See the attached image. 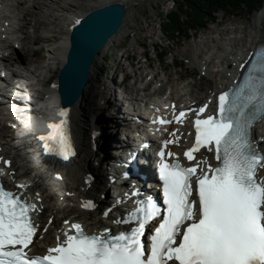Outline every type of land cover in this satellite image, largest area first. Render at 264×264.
<instances>
[{
    "label": "snow or ice",
    "instance_id": "obj_1",
    "mask_svg": "<svg viewBox=\"0 0 264 264\" xmlns=\"http://www.w3.org/2000/svg\"><path fill=\"white\" fill-rule=\"evenodd\" d=\"M206 107L196 111L194 142L183 152L194 165L184 166L171 151L167 157L173 159L165 158L167 146L179 143L176 133H170L174 139L163 141L158 153L164 207L150 196L135 201L132 210L114 221L133 225L125 231L112 234L106 228L99 234L88 233L72 223L45 255L30 257L26 250L37 233L32 213L38 206L22 192L0 185V264H264V176L259 175L264 153L251 134L256 121L264 117V48L255 54L244 83L218 96L216 114L203 116ZM58 115L61 119L49 122V132L38 139L45 154L67 161L75 155L67 111L60 109ZM185 117V111L177 115L173 110L171 120L158 117L154 123L182 124ZM201 149L214 151L218 164L197 160L195 154ZM82 207L91 210L96 205L88 200ZM157 218L159 223L145 244L146 228Z\"/></svg>",
    "mask_w": 264,
    "mask_h": 264
},
{
    "label": "bare ground",
    "instance_id": "obj_2",
    "mask_svg": "<svg viewBox=\"0 0 264 264\" xmlns=\"http://www.w3.org/2000/svg\"><path fill=\"white\" fill-rule=\"evenodd\" d=\"M82 1L86 2L87 4L84 5ZM111 2L119 3L123 7L134 5V0H98V3L95 0H0V45H2L0 47V60L3 63H6L5 65L11 66L16 63V60H13L11 58L12 53H8V49H13L16 45L18 46L19 44H21V46H19V48H21L22 43L25 44V46L28 44H35V46L37 47L41 46L40 50H42V52L44 53V61L42 65L46 64L44 67L46 69L41 76V80L43 82L44 80L48 79V76L50 75V71L49 69L47 70V67H50L53 64H59L63 58L64 51L67 47L66 37L70 24L74 23V21L77 20L84 12ZM80 6H83V8L80 9ZM58 11L60 12V14L56 13ZM259 11L260 13L257 12L258 15L253 17L254 31L249 30L248 32H246V28L240 26L241 32L244 33V38L241 35L243 39H240L244 42L243 45L241 47H238V45L237 47L230 48V51L227 52L226 56H224L223 52L221 56H218V59H220V61L223 58L225 63L228 64V72L227 75H224L223 70H221L222 76L218 75L221 81L217 83L215 90L207 93L205 99L209 98L210 94L213 95L223 86L232 81L234 72H236V69L240 65L241 60H243L247 52L254 44H256V42L264 44V7H262V9H260ZM124 16L126 15H123L121 25H119L116 33L113 34L109 39H107L103 46L98 49V52L92 58L87 67L84 66L79 72L78 76L74 80L69 82L64 89L60 90L58 93H56V91L54 90V93L50 96V98L44 102L50 115H52V120L54 122H58L61 119V117L58 115V110H66L67 126L69 123L73 128L74 139L76 143L71 144L73 146L75 155L71 156L67 161L58 156H53V163L59 171H62L64 173L66 181L68 182L69 189L73 191V195L75 196V199L70 200V202L74 203L77 208L75 207L72 210H70L69 207L63 210L57 209L56 212L60 214L57 215L52 209L53 207L51 206V202L52 200L54 201V199L52 198V195L49 194V192L47 193L45 191H42L40 195L42 198L41 203H37V196L32 195L34 190L40 191V188L38 186L32 189L30 188L28 191L29 195L25 193V195L30 196L38 206V211H35L34 213V219L36 225L38 226V234L37 236H35L31 250H29V252L32 254L35 253L37 255H40L41 253H43L44 247L42 246L44 245L50 247L53 246L55 241L54 236L60 235L63 229L62 224L59 223L61 219H65L67 216H70L71 219H79V221L82 222L83 226L89 231H104L105 228L112 227L115 224L114 221L122 218L124 210L129 204V201L123 200V198L117 202V205L112 204L113 201L111 200V195H109L108 190L109 186H107L108 180L106 177V172L99 173L96 168L92 167V165L87 162L88 157L97 159V153L98 155L100 154V159L102 155V161L107 159L109 156L111 157L112 155L109 154L106 149H113L112 152L118 150V147H116V145L120 140L119 136H125L127 139V133L132 132L134 128H137V126L133 122L134 118L139 119L137 118L139 117L137 111L139 110L141 104L145 101V98L153 95L151 93H146V86L148 84H151L157 78L155 74L152 78H149L144 83L143 87H139V84H141L145 79V69L151 68V63L147 62L146 67L141 65V63H138L139 66L136 67L135 72L133 74H127V78L132 75L135 81L131 85H127L124 89V93L122 92L118 110H115L114 103H112V94L111 97H109V91L111 89L113 90L115 86L114 83H109L108 86L103 87L98 92L99 98L95 104V108L103 110L105 106H108L110 109L116 111V113L121 115V121L119 123H111V126L117 129L114 135L115 139L111 144L108 143V141L105 139V142L103 141L102 143L101 141L97 143V145L95 144V142H93V144L91 143V148H84L81 145V143H83L81 137V129H83L84 127H89L90 125V121L86 119H80L79 117V114H81L79 106L82 101L85 100L86 92H84L82 97L77 100V102L73 106V109L68 107V105L66 104L67 97H70L71 94L74 93L76 87L79 84H87V86H91L93 85V82L98 81L97 74L103 69L101 67L103 66L101 62L106 58V55L104 53L108 48V45L112 42L113 39H116L118 36L124 34L125 32L123 26L125 25L124 18L126 17ZM27 28L32 29V33L25 32V29ZM54 29H57V31L54 32ZM249 29H251L250 26ZM227 33H231V28H228V25L224 28V35L227 36ZM41 40L45 41L42 42ZM212 41L216 43V40L214 38H212ZM126 59L130 61L129 56ZM146 60L147 58L145 59V63ZM226 64H220V66ZM35 70L36 69L34 68L32 72H34ZM204 71H207V74L213 72L211 70L209 71L208 68ZM32 72L30 73L28 71L27 73H30L27 74L28 76L23 73V75L25 76L24 81L27 82V86H29L30 89L29 93L24 95L23 89L22 93L17 94V96L32 97L33 93H35V82L37 81V79L32 77H36L37 74L36 72L32 74ZM218 72L220 73L219 68L217 69L216 73ZM108 78L109 77H107V79ZM121 80H123V76ZM123 82H126V78L125 81L123 80ZM189 85L190 84L183 86H174L168 96L163 95L164 99H166L165 103L168 102L169 112L176 110L177 105L179 106V109L183 110L194 106H199L200 103H198V101H201L203 98L195 97L192 92L188 90L187 87ZM202 85L204 84L201 83L200 86ZM162 87L163 86L159 88ZM189 87L192 86L190 85ZM13 89L17 90L16 88ZM113 94L115 95V92ZM13 112L18 114L19 119H22L23 116L20 114L17 108H15ZM157 112L158 111L154 113ZM160 113H165V111H161ZM173 132H175L176 136L179 137V143L169 144L168 150L171 152H177L179 151L178 146H182V148L184 147L183 142L186 138V130L177 128V126H172L169 128V130H166L164 132L165 138L167 140L174 139V137L170 136V133ZM160 133H162V131H160ZM251 134L252 138L257 141V149L261 150L264 153V140L261 139V137H264V117H262L257 122V124L253 126ZM157 145L158 142L152 141L153 147H157ZM8 149L9 148L5 145L3 137L0 136V157L8 154L13 159V166L15 170L13 177L20 178L23 176H28V168L22 160V157L19 154L12 155L11 151H9ZM149 156L152 157V154H149ZM209 157L210 156H208V151L206 149L201 150L196 156L197 160H202L204 158H207L208 160ZM194 163L195 162L193 161V164ZM259 175L264 176V169L260 170ZM46 186L48 188H51L52 190H55L53 195L57 194V189H55L56 184L53 183L51 179L50 181H46ZM112 190L113 188H110L111 192ZM88 200L93 201L96 207L91 210L83 208L82 202ZM105 209H111V212L107 217L103 215V211ZM63 211L66 215L63 213ZM62 213L64 215H62ZM116 216L118 217L116 218ZM47 219H49L51 223H49V221L45 223ZM45 227H47V231L44 230Z\"/></svg>",
    "mask_w": 264,
    "mask_h": 264
},
{
    "label": "rangeland",
    "instance_id": "obj_3",
    "mask_svg": "<svg viewBox=\"0 0 264 264\" xmlns=\"http://www.w3.org/2000/svg\"><path fill=\"white\" fill-rule=\"evenodd\" d=\"M95 1L98 3V0ZM82 3L84 5L87 4L83 1ZM133 3L134 5L132 6L124 7L123 15H126L124 16L126 18H124L125 25L123 29L125 32L116 39H113L108 45L104 53L106 58L101 62L103 69L97 74L98 81L93 82L91 86L79 84L74 93L66 99L68 107L73 109L77 100L86 92V98L79 106L81 112L79 114L80 119L90 121L89 127L81 129L83 142L81 145L84 148H91V143L93 144V142L96 145L101 141L103 143L105 139L111 144L115 139L114 135L117 131L115 127L111 126V123H119L121 121V115L108 106H105L103 110L95 108V104L99 98L98 92L103 87L108 86L109 83L115 84L113 90L109 91V97L112 94V103H114L115 110H118L122 92L124 93L127 85L129 86L135 81L132 75L127 78V74H133L136 67L139 66L138 63L146 67L147 62H149L151 63V68L145 69L146 76L143 81H147L155 74L157 78L151 83L146 93L154 94V92L158 91L159 87L163 86L161 94L168 96L165 93L168 90L171 92L174 86L190 84L192 87H189V85L187 87L188 90L195 97H202L201 101H203L207 93L215 90L217 83L221 81L218 77V75L222 76L221 70H223L224 75H227L228 64L225 63L223 58L220 61L218 56H221L222 52L226 56L230 48L237 47L238 45V47H241L243 45L244 42L240 39L244 38V33L241 32L240 26L245 27L246 32L249 30L254 31L253 17L260 13L259 10L257 11L258 13L255 12L256 14L252 13L249 15L243 10H238L230 16L224 12L213 13L209 15V19L196 32L189 31L186 35L182 32V35L179 37H167L162 34L159 27L160 21L165 19V15L171 9H175L171 0H134ZM79 8L82 9L83 6ZM56 13L60 14L59 11ZM227 25L228 28H231V33H227L228 35L226 34L227 36H225L224 28ZM249 26L251 29H249ZM55 31L57 29H54ZM25 32L32 33V29L27 28ZM212 38L216 40V43L212 41ZM19 46L21 44L16 45L13 49H8V53H12L11 58L16 60V63L11 65L14 71L19 74L24 73L26 76L34 68L36 70L32 74L37 72V69L44 61V53L40 50L41 46L37 47L35 44L25 46L23 43L21 48ZM159 53L163 55L158 59L157 55ZM128 56L130 61L126 59ZM220 64L226 65L220 66ZM207 68L213 72L207 74V71H204ZM218 68L220 69V73H216ZM28 71L30 73H27ZM122 76L124 81L126 78V82L120 80ZM107 77L109 78L107 79ZM32 78L38 79V76L36 75V77ZM201 83L204 85L200 86ZM141 84H139V87H143L144 84ZM114 92L115 95L113 94ZM201 101H198V103H201ZM67 130L71 143H76L73 128L69 123ZM121 137L119 136L120 139ZM112 150L106 149L109 154L113 153ZM99 157L100 154L98 155V153L97 159L88 157L87 163L91 164L100 173L104 172L105 169L100 164L103 158L102 155L101 159ZM63 213L65 214L64 211ZM63 213L62 215H64ZM63 220L61 219L60 223Z\"/></svg>",
    "mask_w": 264,
    "mask_h": 264
},
{
    "label": "water",
    "instance_id": "obj_4",
    "mask_svg": "<svg viewBox=\"0 0 264 264\" xmlns=\"http://www.w3.org/2000/svg\"><path fill=\"white\" fill-rule=\"evenodd\" d=\"M123 11L124 7L121 4L111 2L84 12L77 19L79 23L75 20L70 24L66 37L67 47L61 62L47 67L50 75L43 82L41 76L46 64L40 65L37 69L35 95L39 101L45 102L54 90L58 93L64 89L78 76L84 66L87 67L98 49L118 30Z\"/></svg>",
    "mask_w": 264,
    "mask_h": 264
},
{
    "label": "trees",
    "instance_id": "obj_5",
    "mask_svg": "<svg viewBox=\"0 0 264 264\" xmlns=\"http://www.w3.org/2000/svg\"><path fill=\"white\" fill-rule=\"evenodd\" d=\"M175 9H171L160 21L159 30L165 36L179 37L182 32H196L209 19L210 14L224 12L229 16L238 10L247 15L264 7V0H172ZM186 38V36H185ZM163 54L159 53V59Z\"/></svg>",
    "mask_w": 264,
    "mask_h": 264
}]
</instances>
